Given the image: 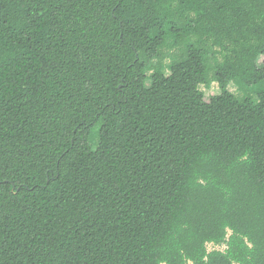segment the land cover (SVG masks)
I'll use <instances>...</instances> for the list:
<instances>
[{
	"label": "trees",
	"instance_id": "1",
	"mask_svg": "<svg viewBox=\"0 0 264 264\" xmlns=\"http://www.w3.org/2000/svg\"><path fill=\"white\" fill-rule=\"evenodd\" d=\"M0 264H264V0H0Z\"/></svg>",
	"mask_w": 264,
	"mask_h": 264
},
{
	"label": "rangeland",
	"instance_id": "2",
	"mask_svg": "<svg viewBox=\"0 0 264 264\" xmlns=\"http://www.w3.org/2000/svg\"><path fill=\"white\" fill-rule=\"evenodd\" d=\"M166 53L168 54V58H166V60L163 62V67H164L163 71L165 74H168L169 73L168 67L174 61V57H170V56L177 55L178 54V48L173 47V48L167 49ZM146 74H147V76H149L151 74V72L147 71ZM227 89L231 94H233L240 101L244 100L247 97H251L254 100H256V89L255 88L241 87V86L231 82V83H229ZM199 91L202 92V94L204 95L205 101H208V99L211 96H215V95H218L220 93L219 86L215 82H210L208 85H200ZM96 143H97V141L94 140L92 143L93 148L96 147ZM216 248H217V250H223L224 246L223 245L216 246ZM216 248L212 245L207 246V250H212V249H216Z\"/></svg>",
	"mask_w": 264,
	"mask_h": 264
},
{
	"label": "built area",
	"instance_id": "3",
	"mask_svg": "<svg viewBox=\"0 0 264 264\" xmlns=\"http://www.w3.org/2000/svg\"><path fill=\"white\" fill-rule=\"evenodd\" d=\"M208 245H212V246H214L216 248V245H213V244H208ZM224 248H225V246H224ZM212 250H217V248L216 249H212ZM208 251H211V250H208Z\"/></svg>",
	"mask_w": 264,
	"mask_h": 264
}]
</instances>
